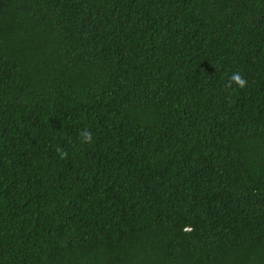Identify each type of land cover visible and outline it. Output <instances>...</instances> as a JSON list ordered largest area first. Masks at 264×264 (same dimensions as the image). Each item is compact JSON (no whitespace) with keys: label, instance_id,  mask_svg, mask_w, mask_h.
Wrapping results in <instances>:
<instances>
[{"label":"trees","instance_id":"1","mask_svg":"<svg viewBox=\"0 0 264 264\" xmlns=\"http://www.w3.org/2000/svg\"><path fill=\"white\" fill-rule=\"evenodd\" d=\"M0 264H264V0H0Z\"/></svg>","mask_w":264,"mask_h":264},{"label":"clouds","instance_id":"2","mask_svg":"<svg viewBox=\"0 0 264 264\" xmlns=\"http://www.w3.org/2000/svg\"><path fill=\"white\" fill-rule=\"evenodd\" d=\"M233 85H236L238 88L243 89L247 86V81L244 76H242L239 72H234L229 77V82L227 87L231 88ZM81 139L83 143L91 144L93 143V136L92 133L88 130H84L80 133ZM57 154L59 155L60 159H67L68 152L63 150L62 148L57 147L56 149ZM191 229H186V231H190Z\"/></svg>","mask_w":264,"mask_h":264}]
</instances>
